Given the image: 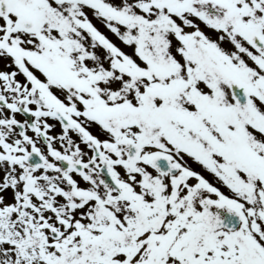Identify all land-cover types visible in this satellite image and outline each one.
Listing matches in <instances>:
<instances>
[{
    "label": "snow or ice",
    "instance_id": "snow-or-ice-1",
    "mask_svg": "<svg viewBox=\"0 0 264 264\" xmlns=\"http://www.w3.org/2000/svg\"><path fill=\"white\" fill-rule=\"evenodd\" d=\"M0 264H264V0H0Z\"/></svg>",
    "mask_w": 264,
    "mask_h": 264
}]
</instances>
